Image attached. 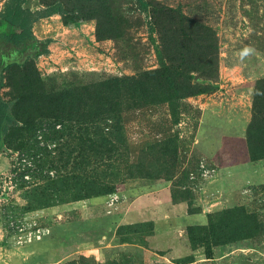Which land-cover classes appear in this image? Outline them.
<instances>
[{"label": "rangeland", "instance_id": "obj_1", "mask_svg": "<svg viewBox=\"0 0 264 264\" xmlns=\"http://www.w3.org/2000/svg\"><path fill=\"white\" fill-rule=\"evenodd\" d=\"M108 1L117 35L100 39L75 0H62L70 19L33 27L22 19L41 0H0L15 63L0 67V264H264V158L249 145L264 122V0ZM154 69L195 94L177 111L90 117L93 85ZM234 208L257 235L192 246L190 226ZM21 229L36 236L19 242Z\"/></svg>", "mask_w": 264, "mask_h": 264}, {"label": "trees", "instance_id": "obj_2", "mask_svg": "<svg viewBox=\"0 0 264 264\" xmlns=\"http://www.w3.org/2000/svg\"><path fill=\"white\" fill-rule=\"evenodd\" d=\"M75 2V9L80 15L97 20V35L100 39L116 37L112 8L108 0H75ZM41 3L44 7L42 10L35 12L27 10V16L22 19L30 27H33L39 19L55 13L61 14L64 19H70L69 13L64 10L65 5L62 4V0H41ZM11 42L12 38L8 34L0 33V67L2 69H8L15 64L4 61L5 58L10 59L6 54L2 58L3 47H10ZM1 80L2 74L0 72V84H2ZM194 94L195 92L186 90V87L176 82L170 71L154 69L139 77L116 78L93 85L86 93L88 96L86 99L93 101V105L90 107L92 109L89 110L92 119L99 115L104 117L105 112L101 111V106H105L106 109L117 113H112V120H117L120 119L119 113L122 110L146 105L169 106V110L177 111V101L184 100ZM9 108V104L0 97V118L10 119ZM175 124L178 123L175 122ZM168 140L169 151H177V137L170 135ZM0 142H2L1 134ZM249 145L254 160L264 158L263 121L261 123L255 122L249 128ZM241 213L242 211L237 208L227 211L225 213L228 214L226 222L220 227L214 226L213 223L209 225V228L197 225L190 226L188 235L192 246L196 248L207 244L210 237L214 239L215 245H221L257 235L259 228L255 217L247 215L245 211L242 215ZM199 231L201 232L200 236H197ZM209 234L211 236L208 238Z\"/></svg>", "mask_w": 264, "mask_h": 264}, {"label": "built area", "instance_id": "obj_3", "mask_svg": "<svg viewBox=\"0 0 264 264\" xmlns=\"http://www.w3.org/2000/svg\"><path fill=\"white\" fill-rule=\"evenodd\" d=\"M23 231H24V229H21V231L19 233V236H18L19 242H28V241L30 242L32 240V238H30V237L36 236V233H35L36 231H31L30 233H28V232L24 233ZM37 233H39L38 237L41 238L42 233H45V232L44 231L42 232V230H38ZM26 236H28V237H26Z\"/></svg>", "mask_w": 264, "mask_h": 264}]
</instances>
